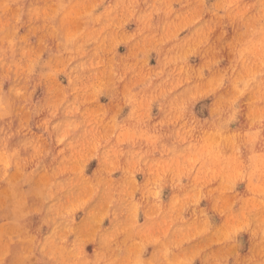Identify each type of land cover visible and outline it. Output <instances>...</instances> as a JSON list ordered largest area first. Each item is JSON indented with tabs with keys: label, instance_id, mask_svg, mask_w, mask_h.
Returning <instances> with one entry per match:
<instances>
[{
	"label": "clouds",
	"instance_id": "9594fccd",
	"mask_svg": "<svg viewBox=\"0 0 264 264\" xmlns=\"http://www.w3.org/2000/svg\"><path fill=\"white\" fill-rule=\"evenodd\" d=\"M0 264H264V0H0Z\"/></svg>",
	"mask_w": 264,
	"mask_h": 264
}]
</instances>
